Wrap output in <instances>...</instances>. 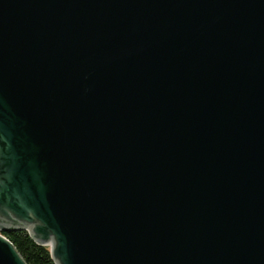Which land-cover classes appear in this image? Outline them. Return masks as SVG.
Here are the masks:
<instances>
[{"label": "water", "instance_id": "95a60500", "mask_svg": "<svg viewBox=\"0 0 264 264\" xmlns=\"http://www.w3.org/2000/svg\"><path fill=\"white\" fill-rule=\"evenodd\" d=\"M56 264H264V0H0L3 232Z\"/></svg>", "mask_w": 264, "mask_h": 264}, {"label": "trees", "instance_id": "16d2710c", "mask_svg": "<svg viewBox=\"0 0 264 264\" xmlns=\"http://www.w3.org/2000/svg\"><path fill=\"white\" fill-rule=\"evenodd\" d=\"M17 247L28 264H56L47 245L37 243L26 229L3 232Z\"/></svg>", "mask_w": 264, "mask_h": 264}, {"label": "bare ground", "instance_id": "6f19581e", "mask_svg": "<svg viewBox=\"0 0 264 264\" xmlns=\"http://www.w3.org/2000/svg\"><path fill=\"white\" fill-rule=\"evenodd\" d=\"M51 247V244H48Z\"/></svg>", "mask_w": 264, "mask_h": 264}, {"label": "rangeland", "instance_id": "374dc122", "mask_svg": "<svg viewBox=\"0 0 264 264\" xmlns=\"http://www.w3.org/2000/svg\"><path fill=\"white\" fill-rule=\"evenodd\" d=\"M47 246H49V245H47ZM50 247V246H49Z\"/></svg>", "mask_w": 264, "mask_h": 264}]
</instances>
